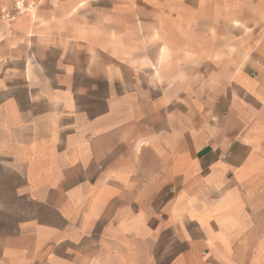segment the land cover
<instances>
[{
	"label": "crops",
	"instance_id": "1",
	"mask_svg": "<svg viewBox=\"0 0 264 264\" xmlns=\"http://www.w3.org/2000/svg\"><path fill=\"white\" fill-rule=\"evenodd\" d=\"M0 0V264H264V0Z\"/></svg>",
	"mask_w": 264,
	"mask_h": 264
},
{
	"label": "built area",
	"instance_id": "2",
	"mask_svg": "<svg viewBox=\"0 0 264 264\" xmlns=\"http://www.w3.org/2000/svg\"><path fill=\"white\" fill-rule=\"evenodd\" d=\"M24 8L25 7L23 4V0H20V1L16 2L13 10H5L3 12L2 18L7 19V20H12L15 17V15L17 13H19L20 11L24 10Z\"/></svg>",
	"mask_w": 264,
	"mask_h": 264
}]
</instances>
